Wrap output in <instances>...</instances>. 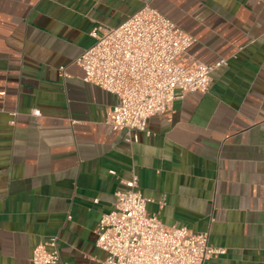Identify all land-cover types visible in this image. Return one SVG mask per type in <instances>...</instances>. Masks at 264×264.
<instances>
[{"label":"crops","instance_id":"0c3cea01","mask_svg":"<svg viewBox=\"0 0 264 264\" xmlns=\"http://www.w3.org/2000/svg\"><path fill=\"white\" fill-rule=\"evenodd\" d=\"M146 6L194 37L187 63L226 64L130 144L75 61ZM133 175L150 215L225 251L207 264H264V0H0V264L53 239L60 264H101L96 231Z\"/></svg>","mask_w":264,"mask_h":264},{"label":"built area","instance_id":"2783aa9c","mask_svg":"<svg viewBox=\"0 0 264 264\" xmlns=\"http://www.w3.org/2000/svg\"><path fill=\"white\" fill-rule=\"evenodd\" d=\"M95 43L75 61L84 82L118 98L104 124L125 132L128 143L139 142L148 122L170 111L178 97L209 91L214 66L185 57L195 39L159 11L146 6L118 27L97 28ZM40 117V111H33ZM112 174H114L112 172ZM116 194L113 210L104 215L96 231V246L106 253L101 264H207L224 250L210 245L209 233L167 227L147 210L138 177ZM32 264H60L58 240L36 247Z\"/></svg>","mask_w":264,"mask_h":264}]
</instances>
